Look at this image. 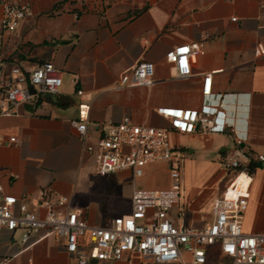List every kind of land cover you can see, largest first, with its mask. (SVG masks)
<instances>
[{
  "label": "crops",
  "instance_id": "0c3cea01",
  "mask_svg": "<svg viewBox=\"0 0 264 264\" xmlns=\"http://www.w3.org/2000/svg\"><path fill=\"white\" fill-rule=\"evenodd\" d=\"M18 1L29 4V14L15 31L0 26V62L30 70L51 61L63 75L58 95L26 103L19 114L0 115V138L18 139L17 144L0 145L3 192L23 200L39 216L47 212L45 199L57 207V196H68L90 224L104 225L122 202L128 204L126 212L130 210L135 186L152 189L144 179L154 167L166 169V163L146 166L144 175L134 180L128 170L97 173L72 123L79 102L90 104L88 142L106 132L107 123L125 116L135 123L168 127L169 121L155 112L157 107L208 105L221 112L224 132L173 131L170 139L186 153L178 204L185 215L177 222L193 228L209 222L212 202L221 194L214 187L220 155L231 150L236 139L245 150L264 153V50L258 53L256 48L258 43L264 48V0ZM2 13L0 6V20ZM191 43H202L203 53L193 57L189 76L178 78L166 53ZM139 61L154 64L153 84L116 89L115 81ZM209 72L210 93L204 95L203 78ZM78 89L84 91L82 97ZM252 176L243 220L246 232L264 231V164L253 167ZM169 183L167 174L164 187ZM3 259L5 264H73L54 237L24 248L20 231L6 229L0 231V262ZM205 264L230 260L213 245L207 247Z\"/></svg>",
  "mask_w": 264,
  "mask_h": 264
},
{
  "label": "built area",
  "instance_id": "2783aa9c",
  "mask_svg": "<svg viewBox=\"0 0 264 264\" xmlns=\"http://www.w3.org/2000/svg\"><path fill=\"white\" fill-rule=\"evenodd\" d=\"M0 6L3 12L0 26L4 31H15L29 14L26 2L0 0ZM256 48L258 53L264 50L261 43ZM200 53H203L202 43L182 44L169 50L166 59L174 64L178 78H186L193 57ZM154 71L152 62L139 61L120 75L114 87L151 86ZM62 75V70L51 61L39 62L30 70L1 61L0 115L19 114V108L26 103L37 104L58 95ZM211 80L212 72L206 73L204 95L210 93ZM76 93L79 97L84 95L82 89ZM89 109L88 102H79L78 118L72 123L83 142L84 152L93 157L97 173L128 170L134 180L144 175L146 166L164 162L169 186L152 189L135 186L128 212L114 216L104 225H92L85 211L73 206L68 196L58 195L57 207L45 199L47 212L39 216L23 200L3 192L0 184V231L19 230L24 248L54 237L61 242L73 264L119 260L131 264H205L207 247L213 245H218L230 264H264V231L243 229L253 181L250 168L264 164V153L245 150L240 146V139L218 159L229 181L212 202L211 220L199 228L177 222V218L185 215L184 207L178 204L183 196L186 153L181 146L172 143L170 133H222L227 126L221 112L208 105L200 108L159 106L155 112L169 121L168 127L135 123L125 116L119 122L107 123V131L94 142H88ZM5 143L17 144L18 139L11 136L4 142L0 138V145ZM242 174L246 180L238 181ZM42 195L46 193L43 191ZM176 206L178 210L174 215ZM6 262L3 259L0 263Z\"/></svg>",
  "mask_w": 264,
  "mask_h": 264
},
{
  "label": "rangeland",
  "instance_id": "374dc122",
  "mask_svg": "<svg viewBox=\"0 0 264 264\" xmlns=\"http://www.w3.org/2000/svg\"><path fill=\"white\" fill-rule=\"evenodd\" d=\"M167 174H168L167 165H166V169L164 168V170L159 167H154L149 171L147 177L144 180L147 183L151 184L153 188H160V187L163 188L164 184L167 183ZM228 181H229V176L227 174H224L221 168L218 167V171L216 172L214 178V187L219 191V193H221L224 190ZM117 201L121 203L122 199H118ZM127 209H128L127 202H122L121 204H119V208L117 209V211L114 212V216L122 214V212H126ZM105 219L106 218H104V220ZM106 221L108 222V220Z\"/></svg>",
  "mask_w": 264,
  "mask_h": 264
},
{
  "label": "bare ground",
  "instance_id": "6f19581e",
  "mask_svg": "<svg viewBox=\"0 0 264 264\" xmlns=\"http://www.w3.org/2000/svg\"><path fill=\"white\" fill-rule=\"evenodd\" d=\"M244 180H246V179H245V176L243 174L238 177V181H244Z\"/></svg>",
  "mask_w": 264,
  "mask_h": 264
},
{
  "label": "water",
  "instance_id": "95a60500",
  "mask_svg": "<svg viewBox=\"0 0 264 264\" xmlns=\"http://www.w3.org/2000/svg\"><path fill=\"white\" fill-rule=\"evenodd\" d=\"M30 90L33 92V88H30ZM61 103H64L61 99H59ZM241 147L243 146L242 144L240 145Z\"/></svg>",
  "mask_w": 264,
  "mask_h": 264
},
{
  "label": "trees",
  "instance_id": "16d2710c",
  "mask_svg": "<svg viewBox=\"0 0 264 264\" xmlns=\"http://www.w3.org/2000/svg\"><path fill=\"white\" fill-rule=\"evenodd\" d=\"M49 99V97L47 98ZM256 165H252L251 168H250V171L252 172L253 171V167H255Z\"/></svg>",
  "mask_w": 264,
  "mask_h": 264
}]
</instances>
